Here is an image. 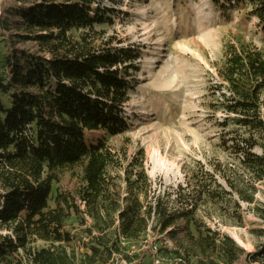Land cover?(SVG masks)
Instances as JSON below:
<instances>
[{
  "label": "trees",
  "instance_id": "trees-1",
  "mask_svg": "<svg viewBox=\"0 0 264 264\" xmlns=\"http://www.w3.org/2000/svg\"><path fill=\"white\" fill-rule=\"evenodd\" d=\"M96 1L91 17L90 0H0V264H75L66 249L83 238L87 251L78 264H108L114 254L139 249L149 233L173 237L178 221H184L187 256L161 250L164 255L174 254L182 264H190V255L192 264H234L244 251L196 213L224 216L235 196L264 222V207L255 200L256 185L264 187L262 51L224 43L216 83L208 87L207 107L214 118L221 116L214 120L217 137L233 164L193 173V193L179 196L180 207L161 192L151 203L143 150L124 166L108 146V137L129 129L123 106L141 50L114 47L112 39L95 45L101 35L95 28L112 27L116 15L100 6L104 0ZM187 1L173 0L181 6ZM209 5L226 21L245 7L246 19L264 33V0ZM8 15L19 16L36 51L14 46ZM74 168L80 170L77 187L53 198L56 173ZM70 220L75 230L68 229ZM251 233L263 239L260 255H247L255 262L264 259V229ZM38 242L41 249L31 247ZM125 259L143 264L145 253Z\"/></svg>",
  "mask_w": 264,
  "mask_h": 264
},
{
  "label": "rangeland",
  "instance_id": "rangeland-1",
  "mask_svg": "<svg viewBox=\"0 0 264 264\" xmlns=\"http://www.w3.org/2000/svg\"><path fill=\"white\" fill-rule=\"evenodd\" d=\"M90 1L92 17L98 2ZM100 6L113 9L116 15L112 27L95 28L97 33H101L100 38H95V45L112 39L114 47L141 50L137 72L131 78L129 101L123 106L129 129L122 135L108 137V146L120 154L124 166L142 149L146 173L152 185L148 202L152 203L161 192L173 206L180 207L177 202L179 196L187 198L193 193V173L201 170L212 172L211 166L216 163L233 164V158L224 151L217 137L214 120L221 116L214 118L207 107L208 87L216 83L214 67L220 63L224 43L253 44L264 55V33L257 31L254 19H246L245 7L231 13L226 21L217 16L209 0H188L184 6L175 5L173 0H104ZM5 18L11 22L7 35L14 46L36 51L34 42L25 40L26 32L18 26L21 24L19 16L8 15ZM74 36L77 37L76 34ZM262 100L264 115V94ZM254 152L260 153L258 149ZM79 174L78 168L57 172L52 185L53 198L73 192ZM218 182L225 187L220 179ZM256 190V205L263 208L264 187L256 185ZM233 202L239 205L238 211ZM226 210L224 216L204 209L196 215L212 232L228 237L244 251L234 264H264L260 256L255 262L247 256L262 252L263 239L251 232L264 229V222L255 215L252 206L239 202L235 196H232ZM183 227L184 221H178L173 228V237L149 233L146 238L160 242L162 251H178L187 256ZM76 228V222L70 220L68 229ZM86 245L87 239L83 238L82 242L66 249L75 264L87 251ZM31 247L41 249L43 244L38 242ZM20 255L21 258L26 256ZM162 255L168 258L176 256ZM148 263L145 258L143 264Z\"/></svg>",
  "mask_w": 264,
  "mask_h": 264
},
{
  "label": "built area",
  "instance_id": "built-area-1",
  "mask_svg": "<svg viewBox=\"0 0 264 264\" xmlns=\"http://www.w3.org/2000/svg\"><path fill=\"white\" fill-rule=\"evenodd\" d=\"M77 205H79L81 209H83V205H84L83 203L77 201ZM86 224L88 225V220ZM121 242H123L122 239ZM141 252L145 253V258L149 260L148 264H182V260L176 256L171 257V255H169L171 258H168L167 256H163L161 252L160 242L150 241L147 238L140 243L139 249L133 250L132 252L125 254L126 255L130 254L131 256L132 254L139 255ZM135 262H138V260H135L134 262H129L127 259H125V255L114 254L112 255V258L108 264H137Z\"/></svg>",
  "mask_w": 264,
  "mask_h": 264
}]
</instances>
